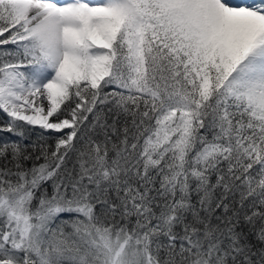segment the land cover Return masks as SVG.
Wrapping results in <instances>:
<instances>
[{
  "label": "snow or ice",
  "instance_id": "snow-or-ice-1",
  "mask_svg": "<svg viewBox=\"0 0 264 264\" xmlns=\"http://www.w3.org/2000/svg\"><path fill=\"white\" fill-rule=\"evenodd\" d=\"M0 264H264V0H0Z\"/></svg>",
  "mask_w": 264,
  "mask_h": 264
},
{
  "label": "trees",
  "instance_id": "trees-1",
  "mask_svg": "<svg viewBox=\"0 0 264 264\" xmlns=\"http://www.w3.org/2000/svg\"><path fill=\"white\" fill-rule=\"evenodd\" d=\"M39 131V129H37Z\"/></svg>",
  "mask_w": 264,
  "mask_h": 264
},
{
  "label": "rangeland",
  "instance_id": "rangeland-1",
  "mask_svg": "<svg viewBox=\"0 0 264 264\" xmlns=\"http://www.w3.org/2000/svg\"><path fill=\"white\" fill-rule=\"evenodd\" d=\"M37 129H38V127H37Z\"/></svg>",
  "mask_w": 264,
  "mask_h": 264
}]
</instances>
